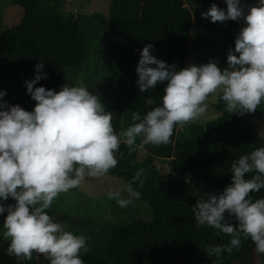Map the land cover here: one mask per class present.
<instances>
[{
  "label": "trees",
  "instance_id": "obj_1",
  "mask_svg": "<svg viewBox=\"0 0 264 264\" xmlns=\"http://www.w3.org/2000/svg\"><path fill=\"white\" fill-rule=\"evenodd\" d=\"M71 1L7 3L0 20V90L5 91L3 100L8 104L33 109L36 102L26 93L25 81L34 78L37 63L44 64L42 71L47 79L42 78L34 87L59 91L65 82V70L78 71L93 58L104 57L103 67L116 75L115 84L121 94V104L113 107L111 121L119 132L133 123V111L145 113L159 104L163 95L166 82L143 93L136 85L135 69L145 44L151 43L154 56L169 65L174 63L178 69L187 66L190 49L196 51L200 64L213 59L218 67H226L227 52L234 48L236 35L232 29L222 28L199 13L193 16L185 0H111L108 17L75 15ZM104 95L101 86V101ZM148 96L155 104L145 103ZM212 110L217 119L203 126H189L185 131L191 135L189 139L177 141V125L167 144L129 150L121 143L116 153L118 163L106 175L128 182L138 169H143L142 188L136 183L133 188L140 192L137 199L151 207L153 220L115 227L97 248L87 239L88 251L81 256L84 264H264V254L256 252L250 239H242L239 248L222 252L219 258L204 252L209 245L227 244L230 237L218 235L208 226L197 227L191 207L198 196L220 192L231 182L230 166L235 159L264 146L250 121L251 112L229 114L221 100ZM141 151L147 155L140 161ZM156 159L170 162L172 173L165 184L153 165ZM187 175L190 181L185 180ZM250 195L253 199L264 198V189ZM4 203L14 200L9 198ZM57 219L68 222L66 217ZM28 260L48 264L37 253Z\"/></svg>",
  "mask_w": 264,
  "mask_h": 264
},
{
  "label": "clouds",
  "instance_id": "obj_2",
  "mask_svg": "<svg viewBox=\"0 0 264 264\" xmlns=\"http://www.w3.org/2000/svg\"><path fill=\"white\" fill-rule=\"evenodd\" d=\"M224 2L226 9L212 3L201 16L211 22L243 21L234 48L227 52V66L220 68L209 59L178 69L154 56L151 43L145 44L135 69L136 85L143 93L166 82L163 95L145 113L133 111V123L119 132L111 122L113 112L82 82H67L59 91L34 87L47 79L43 63L35 64L34 78L25 81L26 93L36 102L31 111L8 104L0 90V214L7 213L2 228L10 238L8 255L31 259L37 253L48 264H84L87 237L66 230L46 211L60 194L114 168L121 143L129 150L169 143L175 126L205 115L210 95H218L229 114L253 112L264 101V0L247 11L242 0ZM145 103L155 101L148 96ZM230 167L231 182L220 192L203 193L191 207L197 227L230 237L227 244L209 245L204 252L219 258L250 239L256 252L264 254V198L250 195L264 189V146L240 155ZM133 183L142 188L143 169L108 191L107 198L127 207L140 196ZM9 198L14 203L5 204Z\"/></svg>",
  "mask_w": 264,
  "mask_h": 264
},
{
  "label": "rangeland",
  "instance_id": "obj_3",
  "mask_svg": "<svg viewBox=\"0 0 264 264\" xmlns=\"http://www.w3.org/2000/svg\"><path fill=\"white\" fill-rule=\"evenodd\" d=\"M11 0H0V20L4 17L7 9V3ZM212 3L219 8L226 9L224 0H185L186 7L192 12L193 16L207 11ZM245 5V11L248 6L256 4V0H242ZM111 0H72L71 9L75 15L84 14L91 16L98 14L108 17L111 8ZM216 25L231 30L236 35L243 26V21L225 20L223 22H213ZM1 29L3 27L1 26ZM106 49L104 48V53ZM105 58H93L88 66L84 69L70 72L65 70V83L69 82L73 85L83 83L89 90L99 96V88H105V95L102 103L106 111L113 112L114 106H120L121 94L115 84L116 75L108 73L103 67ZM188 65H201L196 58V51L190 49L188 57ZM208 109L203 117L198 120L178 125L177 141L179 139H189L191 135H186L185 131L191 125H205L217 119V115L212 108L220 102L219 96L213 99L210 95L207 99ZM113 112V117H114ZM112 117V118H113ZM250 121L256 129L258 135L264 141V101H262L257 109L251 112ZM146 153L141 151L139 160H144ZM157 169L160 182L166 183L167 178L172 173L169 160L156 159L153 162ZM191 176L187 175L185 180L190 181ZM126 182L118 178L103 175L97 178H87L78 188L70 190L68 193L60 194L52 206L46 211L54 217V219L64 225L66 230L74 234H83L90 239L95 247L101 246L106 241L115 227L131 224L133 222L151 223L153 220V211L151 207L139 201L137 198L127 207L121 208L115 200L107 198V192L122 187ZM200 196H198L199 198ZM7 213L0 214V264H44L40 260L30 261L24 258H17L7 254L6 249L10 238L3 235L2 224ZM58 217L68 218V222H62ZM40 255V254H38ZM10 261V262H8ZM46 262H48L46 260Z\"/></svg>",
  "mask_w": 264,
  "mask_h": 264
}]
</instances>
